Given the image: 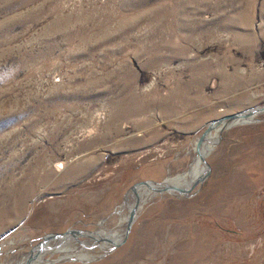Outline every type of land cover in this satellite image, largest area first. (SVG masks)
Segmentation results:
<instances>
[{
    "label": "rangeland",
    "instance_id": "374dc122",
    "mask_svg": "<svg viewBox=\"0 0 264 264\" xmlns=\"http://www.w3.org/2000/svg\"><path fill=\"white\" fill-rule=\"evenodd\" d=\"M5 74L0 264L69 228L120 240L133 183L187 171L210 121L264 105V0H0ZM206 161L193 194L142 200L120 246L52 241L39 264H264V113Z\"/></svg>",
    "mask_w": 264,
    "mask_h": 264
},
{
    "label": "water",
    "instance_id": "95a60500",
    "mask_svg": "<svg viewBox=\"0 0 264 264\" xmlns=\"http://www.w3.org/2000/svg\"><path fill=\"white\" fill-rule=\"evenodd\" d=\"M259 113H264V105L252 106L250 108L240 110V111H236V112H233L232 114L225 115L222 118H218V119H214V120L210 121L205 126V128L201 132V134L197 137L198 138L197 144H196L197 148L201 145V143L204 142V140H205L206 136L209 134V132L212 129H214L216 126H219L221 122L222 123H221L220 127L224 130L230 126H233V125H230V122H232V121L242 120L241 122H239V124L240 123H247V122L253 121L254 116L259 114ZM236 124H238V122ZM201 158H202V161L204 162V164L206 165V169L204 170L203 173H201L200 175L195 177L194 181L190 184V186L188 188L179 187V186H175V185H169L166 183V178L163 179L162 181H159V182L153 181V180L137 181L129 187V190L126 194H128L129 192H133L135 195V197H134L135 202H134L132 209L129 212L128 219H127L126 224H125L124 233H123L121 241H119L117 243L110 241L111 243H113V245H112L113 249L120 246L121 244H123L128 239L129 234H130L131 229H132V225H133L136 217L138 216V212H139L138 206L140 203V196H138V194H137V188L139 186H141V187H146L149 190H153L157 194L172 193L174 195H178L181 197H187L196 191V187L199 188L201 186V184L204 182V180L206 179V177L210 173V166L208 165L205 157L203 155H201ZM124 198H123V200H124ZM95 231H86V230H82V229L69 228V229H66L65 231H62V232L47 233V234L43 235L40 238V240L29 249V251L27 252V258H26L24 264H31V263L34 264L38 255L44 251L46 243L50 242V241H59V240L68 241V239H74L79 245H81L83 247H87V246L83 245L84 243H83V241L80 240V237H86V238L93 239L94 237L91 234H94ZM94 239L96 241V244L97 243L99 244V242L105 241V239L102 237H96ZM76 260H79V259H76ZM54 261H58V260H54Z\"/></svg>",
    "mask_w": 264,
    "mask_h": 264
},
{
    "label": "bare ground",
    "instance_id": "6f19581e",
    "mask_svg": "<svg viewBox=\"0 0 264 264\" xmlns=\"http://www.w3.org/2000/svg\"><path fill=\"white\" fill-rule=\"evenodd\" d=\"M227 115H229V114H227ZM224 116H222V117H224ZM222 117H220V118H222ZM241 121L242 120L232 121V122H230V125H235L237 122L239 124V122H241ZM221 123H220L219 126H216L214 129H212L209 132V134L206 136L204 142L201 143V145L198 148H197V145H196L197 144V141H196V143L194 144L193 149H192V152H193V160H192V162H191V164L189 166V169L187 171L182 172V173H177L175 175H169L166 178V183L167 184H169V185H175V186H179V187H184V188H188L190 186V184L194 181L195 177H197L198 175H200L201 173L204 172V170L206 169V165L202 161L201 155H203L205 157V159H206L207 154L209 152V149L212 146H214L216 144V142L218 141L219 136H220V132H221V130H223L220 127L221 126ZM194 153H195V155H194ZM139 191H142V192H145V193L142 194V196H141L140 193H139ZM153 193H155L153 190H149L146 187L139 186L137 188V194H138V196H140V203H139V206H138V211H140V209L142 207V205H141L142 200L149 199L151 196L154 195ZM126 195H128V196H130L132 198V206H130V210H131L132 207H133V205H134V202H135V198H134L135 195H134L133 192H129ZM127 197L124 198L125 201L123 200L124 201L123 202L124 204L127 202ZM120 211L121 210L119 209L118 212H120ZM138 214H139V212H138ZM128 215H129V213L126 214V215H123L121 217V224L124 223V221L125 222L127 221V219H128L127 216ZM100 223H102V221ZM91 235H93L94 238H96V237H102V238L105 239V241L99 242V244L98 243L96 244V241L93 238L92 240L94 242V245H92V246H87L85 244H83V245H85L87 247L99 246V247L105 249V246H107V245H105V243L108 244L111 248H113L112 247L113 243H111L110 241L115 242V243L121 241V239L119 240L121 234L118 232V230H114V231H110V232H105L104 230H99V231L96 230L95 233L94 234H91ZM51 243H52V241L46 243L45 248H44V251L41 252L38 255V257L36 258L34 264H39V263L45 262V260H43V258H42L43 257V253H45V252H47V250H51V248H54L55 247V245L53 246V245H51ZM56 247H57V251H59V249H58L59 247L58 246H56ZM66 256H70V255H67V254L63 255V257H66ZM81 257H82V255H81ZM59 260H61V258L58 259V261Z\"/></svg>",
    "mask_w": 264,
    "mask_h": 264
},
{
    "label": "clouds",
    "instance_id": "9594fccd",
    "mask_svg": "<svg viewBox=\"0 0 264 264\" xmlns=\"http://www.w3.org/2000/svg\"><path fill=\"white\" fill-rule=\"evenodd\" d=\"M7 77V74L0 76V83H3Z\"/></svg>",
    "mask_w": 264,
    "mask_h": 264
}]
</instances>
